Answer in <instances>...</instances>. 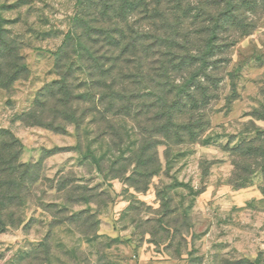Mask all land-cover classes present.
Returning <instances> with one entry per match:
<instances>
[{"label": "rangeland", "instance_id": "rangeland-1", "mask_svg": "<svg viewBox=\"0 0 264 264\" xmlns=\"http://www.w3.org/2000/svg\"><path fill=\"white\" fill-rule=\"evenodd\" d=\"M256 1L255 12L240 8L254 25L248 34L223 32L204 72L174 73L181 93L169 116L137 101L127 113L118 101L108 108L107 98L97 104L100 88L82 87L75 92L94 103L75 102L55 131L30 117L38 93L59 79L56 52L78 0H0V29L27 65L5 88L0 49V264H264Z\"/></svg>", "mask_w": 264, "mask_h": 264}, {"label": "trees", "instance_id": "trees-1", "mask_svg": "<svg viewBox=\"0 0 264 264\" xmlns=\"http://www.w3.org/2000/svg\"><path fill=\"white\" fill-rule=\"evenodd\" d=\"M246 3L252 12L259 7L256 0H78L56 52L59 79L38 93L32 123L58 131V116L75 114L72 105L79 100L93 102L94 97L75 92L82 87L100 88L97 104L107 98L108 108L118 101L127 113L137 101L153 109V117L169 116L171 98L181 93L174 73L194 65L195 75L204 72L209 59L222 52L218 40L223 32L246 35L252 30L253 23L240 12ZM0 33L6 88L26 75L27 65L20 44L5 29ZM46 108L53 111L52 120L43 119ZM13 145L15 140H8L7 146Z\"/></svg>", "mask_w": 264, "mask_h": 264}]
</instances>
